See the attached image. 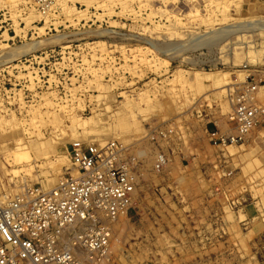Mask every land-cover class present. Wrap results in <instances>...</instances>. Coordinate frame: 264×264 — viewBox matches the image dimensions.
<instances>
[{
	"label": "rangeland",
	"instance_id": "374dc122",
	"mask_svg": "<svg viewBox=\"0 0 264 264\" xmlns=\"http://www.w3.org/2000/svg\"><path fill=\"white\" fill-rule=\"evenodd\" d=\"M66 1L71 10L57 3L29 25L26 0L0 7V198L55 185L44 156L29 172L16 159L38 155L36 132L52 146L46 156L65 157L62 172L76 138L115 141L137 183L102 264H264V3L213 16L210 4L224 0ZM256 20L258 29L193 43ZM248 76L262 87L259 123L238 144L214 145L211 133L235 134L229 92Z\"/></svg>",
	"mask_w": 264,
	"mask_h": 264
},
{
	"label": "built area",
	"instance_id": "2783aa9c",
	"mask_svg": "<svg viewBox=\"0 0 264 264\" xmlns=\"http://www.w3.org/2000/svg\"><path fill=\"white\" fill-rule=\"evenodd\" d=\"M26 1L47 15L57 0ZM249 79L234 84L235 90L229 92V121L237 134L213 132L214 145L238 144L259 123L262 109L257 105V87ZM124 151L115 141L70 143V166L52 188L26 184L0 203V264H83L79 252L93 263L105 262L111 239L108 221L128 213L134 204L137 180L131 166L120 160ZM164 164V156L157 154L156 169Z\"/></svg>",
	"mask_w": 264,
	"mask_h": 264
},
{
	"label": "bare ground",
	"instance_id": "6f19581e",
	"mask_svg": "<svg viewBox=\"0 0 264 264\" xmlns=\"http://www.w3.org/2000/svg\"><path fill=\"white\" fill-rule=\"evenodd\" d=\"M69 1V0H68ZM72 0H70V2H71ZM255 1H257V0H255ZM73 2V1H72ZM58 3V5L59 6H61L66 12L68 11V10H71V7H69L68 6V4H66L67 3V1L66 0H57L56 1V4ZM240 3H241V0H224L221 4H220V6H214V5H212V4H210V7L211 8H213L212 9V11H211V14L213 15V14H215L216 12L218 13V14H220V16H223V12H226V11H228L229 10V8L230 7H238V6H240ZM19 4H25L24 3V0H8V1H1L0 0V7H4V6H10V7H12L13 6V8L15 7H17ZM56 4H55V6H56ZM12 5V6H11ZM28 5V4H27ZM26 4H25V6H27ZM264 5V4H263ZM20 6V5H19ZM55 6H54V8H55ZM111 6V5H110ZM60 7V8H61ZM32 8V7H31ZM54 8H53V10H54ZM211 8H209V10L211 9ZM11 10V9H10ZM31 10V9H30ZM35 10V9H34ZM34 10H31L30 12H29V14H27L28 15V17L27 18H25V22H26V24L27 25H29L30 24V22L31 21H33V20H36V19H38L39 17L41 18V16H42V19H43V17H44V19L43 20H47V16L50 14H47V15H42L41 13H39L40 15H37V13H36V11H34ZM56 11V10H55ZM25 12V11H24ZM66 12H64V13H66ZM66 15H68L67 13H66ZM213 16H215V15H213ZM217 17V16H216ZM215 21V20H214ZM257 21V22H256ZM256 21H247V22H241V23H237V24H229V25H226V26H222V28H219V29H213V30H211L210 32H209V34L207 35V36H204V35H201V36H203V38H199V39H196V40H194L193 41V43L196 45L197 43H199L200 41H210V40H214V41H217V40H226L227 39V37H229V35L230 34H241L242 32H245L244 30H248V32H249V30H251V29H253V28H255V27H257V29L259 28L258 27V24L259 23H262V21L261 22H258L259 20H256ZM264 22V21H263ZM264 24V23H263ZM46 25V24H45ZM235 26V27H234ZM225 27H228V28H225ZM231 27H234V28H231ZM256 29V30H257ZM219 42H221V41H219ZM27 48H24V52L26 51L27 52V50L30 48L29 46H26ZM34 47V46H33ZM25 52V53H26ZM23 53V52H22ZM21 53V54H22ZM12 57V56H11ZM171 57H172V55H171ZM9 58V57H8ZM13 58V57H12ZM11 59V58H10ZM9 59V60H10ZM8 63H12L11 62V60L8 62ZM260 88H262V87H258V89H260ZM257 89V90H258ZM260 93V92H259ZM105 95V94H104ZM45 113V112H44ZM38 114V113H37ZM36 115V114H35ZM38 115H41V114H38ZM43 115V114H42ZM47 115V114H46ZM45 115V116H46ZM68 118H69V120H70V122L71 123H75V127H84L85 126V123L83 122V121H81V120H77L76 119V117H75V115H73L72 113L71 114H69L68 115ZM235 125V124H234ZM58 126H56V129H58L57 128ZM79 127V128H80ZM75 129V128H74ZM59 130V129H58ZM235 130V129H234ZM234 132V131H233ZM29 134H32V133H29ZM53 136H52V138L54 139V138H56L58 135H57V132L56 131H54L53 133ZM228 134V133H227ZM233 134V133H232ZM237 133L235 132V135H236ZM249 133H247L246 135H248ZM246 135H244V137L246 136ZM35 136H36V143H34L33 144V147H31L32 149H34L35 151V155L36 154H38V155H36V156H34V158H30L28 155H27V152H23V151H20V153H18V156H17V160L18 161H20L21 159H26V166L28 167V169H25V172H29V171H31V169H33V163H35L36 162V160L39 158V156L41 157V156H44V158L46 159V165H48L49 166V169H51L50 170V172H51V177L48 179V180H46V182H48V183H50V182H52L53 180H56V175H57V173H61L63 170L61 169V164L62 163H60L59 161H60V159H61V161L62 160H64V158H60L59 159V156L58 155H52V156H46L47 154H48V152H49V150L52 148V146L50 145V143L48 142V139H46V137H43L42 139H41V141H38V137H40V136H42V133H41V131H39V132H36L35 133ZM243 137V138H244ZM247 137V136H246ZM245 137V138H246ZM52 140V139H51ZM76 140H79V138H76L75 140H74V142H79V141H76ZM244 141V140H243ZM82 142V141H81ZM73 143V142H72ZM31 145V144H30ZM225 147V146H224ZM227 148H230V146H227ZM233 150V149H232ZM230 151V150H229ZM231 152V151H230ZM139 154H140V156H143L144 155V153L142 152V151H139ZM52 158H54V159H52ZM68 158V157H67ZM40 159V158H39ZM16 160V161H17ZM59 160V161H58ZM41 161V160H40ZM65 161V160H64ZM69 162V161H68ZM166 162V161H165ZM8 163V162H7ZM132 164V163H131ZM32 165V166H31ZM14 168V167H13ZM35 170V169H34ZM15 172V171H14ZM38 180V179H37ZM41 184H42V186L45 188V187H48V186H46L45 184H43V182H41ZM136 197V196H135ZM9 198L8 197H5V195L4 196H2L1 198H0V203H4L5 201H7ZM120 218H122V219H126L127 218V213H125V214H123V215H121V216H119V217H117V218H115V219H111V220H109L108 222H109V226H110V229H111V239H110V243H109V248H108V252L109 251H111L112 250V248H115L116 249V239L115 240H113V232L114 231H119L120 229V227H119V222L121 221V219ZM118 219H120V220H118ZM118 220V221H117ZM121 231V230H120ZM114 234H115V232H114ZM109 256V255H108ZM77 257L81 260V262L83 263V264H102V263H93V261H91L88 257H87V255L85 254V253H82V252H79V253H77ZM92 262V263H91Z\"/></svg>",
	"mask_w": 264,
	"mask_h": 264
}]
</instances>
